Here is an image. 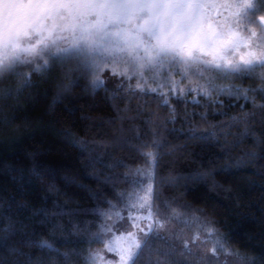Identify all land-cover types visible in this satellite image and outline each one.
<instances>
[{
  "label": "snow or ice",
  "instance_id": "snow-or-ice-1",
  "mask_svg": "<svg viewBox=\"0 0 264 264\" xmlns=\"http://www.w3.org/2000/svg\"><path fill=\"white\" fill-rule=\"evenodd\" d=\"M10 8L25 11L28 23L24 29L15 26L8 13ZM4 9L0 17V127L8 128L15 121L26 119L20 94L25 88L34 93L41 78L48 86L55 87L52 101L55 104L68 83L77 78H91L94 87L101 78L112 79L117 81V87L123 88L124 77L133 69L137 79H147L145 73L163 71L165 65L169 75L178 64L207 66L205 71L221 77L261 81L256 87L237 85L234 91L229 87L230 96L242 95L251 102L250 109L240 105L242 114L229 119L244 122L245 134L251 135L253 143L260 148L259 152L248 153L249 162L255 163L264 155V132L257 137L255 127L258 122L264 129V0H12L4 4ZM29 29L38 37L46 32L53 38L52 46L39 51L23 46L21 38L31 34ZM121 61L125 65L131 62L132 67L119 72ZM135 87L143 90L140 83ZM128 91H131L130 84ZM164 91L167 102L174 88ZM180 91L183 95V89ZM201 91L206 96L209 94L205 89ZM219 103L222 108L217 111L224 115V109L235 105L236 101L229 100L227 105L223 101ZM171 119L174 122L176 117ZM248 121H252L251 126ZM189 122L193 127L184 132L189 140L208 141L211 137L214 146L227 154L226 144L231 142L220 141L215 128L206 134L197 130L194 122ZM228 126L224 124L221 128L220 134L225 138L228 133L223 128ZM151 131L155 136L158 130ZM14 139V136H6L4 141ZM72 142L79 143L78 140ZM157 146L165 147L160 141ZM177 147L187 149L188 145L173 146L152 159L149 170L144 173L146 182L135 193L125 196L117 192L115 199L103 190L90 193L108 208L98 211L96 206L91 210L85 206L79 209L85 216L91 214L94 218L70 219L68 229L50 218L45 204L37 206L28 198L33 185L43 187L46 183L45 191L54 190V184L45 182L46 167L34 161L26 172L8 161H0L3 183L0 186V264H46L44 256L35 254L36 248L48 250L47 264H56L57 257H61L64 264H71L73 257L82 264H211L221 251H227L223 243L201 255L200 241L195 235L185 238L179 229L170 226L179 215L173 205L184 211L191 206L177 204V197L167 192L168 188L175 187L178 178L165 175L154 166L160 165L162 157L171 155ZM35 155V152L29 153L31 157ZM213 160H209V164ZM260 170L264 174V163L260 164ZM211 172V168L201 164L193 167L185 179L195 181ZM261 183L264 184V179ZM9 184L12 190L8 189ZM64 214L71 217L73 210L51 215ZM37 215L41 216L42 224H51L52 229L70 230L73 234L87 232L90 227L98 228L88 242L97 240L102 248L61 252L46 239H34L36 229L25 221ZM206 223L211 225L206 229L208 234L216 235L217 221L211 219ZM102 236L106 239H101ZM226 237V233H220L218 239L226 240ZM105 251L114 253L115 257L106 256ZM234 255L240 258L241 264H264V250L251 254L237 251Z\"/></svg>",
  "mask_w": 264,
  "mask_h": 264
},
{
  "label": "trees",
  "instance_id": "trees-1",
  "mask_svg": "<svg viewBox=\"0 0 264 264\" xmlns=\"http://www.w3.org/2000/svg\"><path fill=\"white\" fill-rule=\"evenodd\" d=\"M198 71L191 70L189 76H197V83L208 89L210 95L206 96L202 91L194 100L172 95L167 102L164 89H172V81L176 82L180 75L178 70L172 71L171 75L168 69L163 71L158 75V85L144 82L141 84L143 90L133 85L134 76L124 89H114L113 85L96 88L89 80L77 78L68 83L55 104L52 102L55 87L48 86L41 78L34 93L25 88L20 94L26 119L15 121L8 128L0 127V161H8L26 172L34 161L46 167L45 182L54 184V190L45 191L46 183L43 187L33 185L28 198L37 206L45 204L50 218L68 229L70 219L94 218L91 214L85 216L79 209L85 206L90 210L96 206L98 211L108 208L90 193L103 190L112 194L113 199L117 192L125 196L134 193L139 188L137 174L149 160L161 151L187 143V149L177 147L171 155L162 157L160 165L154 166L165 175L178 178L175 187L168 188L167 192L177 197V204L191 206L184 211L173 205L179 213L173 223L181 230L202 235L212 248L223 243L227 251H221L219 258L241 262L235 252L251 254L264 250V195H261L264 174L260 170L264 155L255 163L249 162L248 153L259 152L260 148L253 143L251 135L245 134L244 122L239 119L230 121L229 118L242 114L240 105L250 109L251 102L242 95L230 96L228 89L234 91L237 85L256 87L261 81L221 77L210 70ZM186 78L184 75L181 81ZM129 84L131 91H128ZM153 88L157 90L151 91ZM256 99L259 100L260 96L257 95ZM229 100H235V105L224 109L226 114H220L217 111L222 108L219 101L227 105ZM173 116L176 117L174 122ZM189 121L206 134L215 128L220 141H230L226 144L227 154L214 146L211 137L208 141L189 140L184 134L193 127ZM224 124L229 125L223 128L228 133L227 138L220 134ZM248 124L251 126L252 121ZM255 127L256 136L260 137L264 129L258 122ZM151 129L158 130L155 136ZM6 136L15 139L5 142ZM73 140L79 143H73ZM157 141L163 142L165 147L158 148ZM32 152L36 153L35 157L29 156ZM213 157L217 158L213 160ZM209 160L213 163L209 164ZM201 164L211 168V174L195 181L186 180L193 167L198 168ZM0 186H3L2 180ZM7 187L12 190L11 184ZM196 209L204 211L197 212ZM65 210H73V215H51ZM211 219L217 221L216 235H209L206 231L211 227L206 221ZM25 223L35 227L37 235L33 236L34 239H46L61 252L81 248L87 251L89 247L102 245L97 240H92L91 244L88 242L89 236L99 231L96 227L73 234L70 230L52 229L51 224H42L39 215ZM220 233L227 234L226 240L218 239ZM25 250L29 249L25 247ZM35 254L44 256L47 264L50 255L47 249L36 248ZM56 264H64L63 259L57 257ZM71 264H82V261L73 257Z\"/></svg>",
  "mask_w": 264,
  "mask_h": 264
},
{
  "label": "rangeland",
  "instance_id": "rangeland-1",
  "mask_svg": "<svg viewBox=\"0 0 264 264\" xmlns=\"http://www.w3.org/2000/svg\"><path fill=\"white\" fill-rule=\"evenodd\" d=\"M6 2L11 3L12 0H0V17H3V15L5 13L4 4ZM8 13L13 18L15 26H17L21 29H24L27 26L28 19H27V15H26L24 10L10 8V9H8ZM29 32L31 33L30 35H24L21 38L20 43L23 46H25L29 49L35 48L37 51H39L42 48H45L46 46H48V47L52 46L53 38L51 36H49L46 32L39 37L35 34L34 30H32V29H29ZM125 67H132L131 62H129L127 65H125V63L123 61H121L118 71L123 72ZM206 67L207 66H203L202 68H197L195 65H180V64H178L176 66V70H178L180 72V75H179L178 80L176 82H174V84H172V89L174 88L173 95L175 97L182 96V98H188L189 97L192 100H194L200 94H202L201 89H205V87H203V85H199L197 83V81H196L197 76H195L194 74L189 76V72L191 70H197V71L198 70H204V68H206ZM165 70H167V65H165V69L163 71H165ZM163 71L157 70L156 73H154L153 71H149V72L145 73V76L148 77L147 79H137L135 69H133V71L128 76L124 77L125 84H124V87L122 89H124L128 86L127 82L131 83L132 80H129V79L133 76H134L133 78H135V80H133V82H132L133 85L134 84L136 85L137 83L142 84L145 82L151 86H154V85L156 86V85H158V82H159L158 75L161 74ZM184 75H187V78H186V80L181 81L183 79ZM87 80H89V82L91 83V78H88ZM91 85L93 86L92 83H91ZM104 85H113L114 89L119 88V87H117V81L116 80H112V79L106 80L104 78H101V80L99 81V83L95 87L99 88V87L104 86ZM207 87H209V86H207ZM181 89H183V93H184L183 95H181V91H180ZM207 92L209 93L208 95H210V91L208 89H207ZM222 93H224V92H222ZM150 162H151V160H149L147 165L145 166V168L140 169V171L137 174V179L139 181V188L142 186L143 183L146 182V178L144 176V173L149 170ZM131 193H133V192H131ZM170 226L179 229L174 223H172V225H170ZM179 230L181 231L182 235L185 238L195 235L196 239L200 241V243L198 244V248H199L201 255H203L204 253H206L210 249H212V246L210 245L208 240L205 237H203L202 235L198 236V234L191 233L187 230H181V229H179ZM102 239H106V237L102 236ZM94 248H102V245L94 247ZM105 255L113 257V258L115 257L114 253H108L106 251H105ZM211 264H241V262H239L238 259L218 258L217 260L212 261Z\"/></svg>",
  "mask_w": 264,
  "mask_h": 264
}]
</instances>
